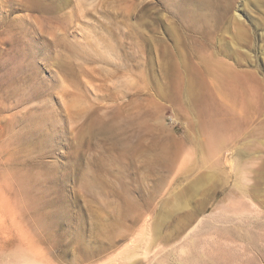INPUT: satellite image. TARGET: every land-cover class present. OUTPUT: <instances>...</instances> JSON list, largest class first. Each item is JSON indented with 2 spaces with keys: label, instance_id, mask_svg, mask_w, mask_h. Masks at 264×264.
<instances>
[{
  "label": "rangeland",
  "instance_id": "obj_1",
  "mask_svg": "<svg viewBox=\"0 0 264 264\" xmlns=\"http://www.w3.org/2000/svg\"><path fill=\"white\" fill-rule=\"evenodd\" d=\"M205 60L255 74L263 108L264 0H0V264H264V170L258 200L223 184L264 158L263 109L187 189Z\"/></svg>",
  "mask_w": 264,
  "mask_h": 264
},
{
  "label": "bare ground",
  "instance_id": "obj_2",
  "mask_svg": "<svg viewBox=\"0 0 264 264\" xmlns=\"http://www.w3.org/2000/svg\"><path fill=\"white\" fill-rule=\"evenodd\" d=\"M204 66L207 74V98L206 103L199 107L198 114L202 118L200 125L206 139V145L203 147L204 150H206L207 157H204L203 155V157L197 161V164L194 165V171L201 170L202 172H199L193 182L190 183L189 187L187 188L188 191H190L189 193L199 192L205 189V187L211 183V177L214 174L212 171L209 172L211 168L209 164L211 156H214L213 154H215L217 151L220 152L221 155L218 158L216 164H224L227 156L226 151L235 148L236 143H239L242 138H245L249 133L255 131V128H253L254 119L255 117H258L262 109L264 110L263 102V108L262 105H259L261 99L263 100L259 94V91L257 89L253 90L250 85L243 84L242 80L243 77L253 76L255 74H248L244 71H234L229 73L223 69L222 65L218 63L213 65L212 62L207 60L204 61ZM196 99L197 96L192 95V100L195 101ZM251 105H254L255 107L256 114L254 116L249 111V109L252 108L250 107ZM241 155H243V153L238 151L236 152V158L233 160L235 161V170L233 173L223 179V184L231 183L232 186L237 190L236 196H240L241 198L252 197L253 199L258 200L257 197L259 195V191L256 186L261 181V177L263 176L262 172L264 170V158L259 157V154L252 155L253 157L250 158V155L248 159L251 161V163H249V160L248 163L251 165H248L247 163L246 165H248V167L244 165L243 160L240 157ZM252 173L254 174V186L251 189H248L246 187V183L249 181L250 174ZM182 192L174 196V201L177 206L185 210V208H187V202L183 201L185 199V197L183 198V193H185V191L183 193ZM226 195L229 199L234 198L232 197V192H229ZM180 199H182V201ZM202 210L203 208H201L199 212L202 213ZM200 223L201 222L199 221L194 227L192 226L193 228L191 231L194 232L195 229L199 228ZM213 224L214 223H205L204 225L207 228H214L215 225ZM158 232L159 229L156 226L154 228V239L158 237ZM154 239L151 240V245L155 242ZM172 252L173 249H169L168 252H156L154 249V255H152V249H149L147 253L148 255H151L150 257L148 256V258H150L148 263L165 264L163 259H168L169 254ZM183 252L184 250L181 249L180 254L182 255ZM132 254L134 255V253ZM129 255L130 256L127 257L131 259V254L129 253ZM186 261H188L189 264L198 263L195 254H190ZM131 262L135 264L137 261ZM173 264H183V262L176 260Z\"/></svg>",
  "mask_w": 264,
  "mask_h": 264
}]
</instances>
